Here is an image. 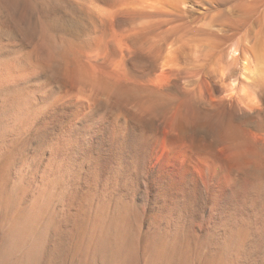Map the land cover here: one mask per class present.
Here are the masks:
<instances>
[{
    "label": "bare ground",
    "instance_id": "bare-ground-1",
    "mask_svg": "<svg viewBox=\"0 0 264 264\" xmlns=\"http://www.w3.org/2000/svg\"><path fill=\"white\" fill-rule=\"evenodd\" d=\"M263 5L0 0V264H264Z\"/></svg>",
    "mask_w": 264,
    "mask_h": 264
},
{
    "label": "rangeland",
    "instance_id": "rangeland-1",
    "mask_svg": "<svg viewBox=\"0 0 264 264\" xmlns=\"http://www.w3.org/2000/svg\"><path fill=\"white\" fill-rule=\"evenodd\" d=\"M262 7L263 8L260 7L261 8L260 10L264 9V5ZM209 12L210 14H212L214 18H217L221 15L220 14L221 11L218 9H211V10L209 9ZM246 27H249V28H246V30H249L251 33L252 31L255 32L259 29L258 26H255V25H251V26L249 25ZM45 36H46L45 33L40 30L31 44H19L18 46H14L13 48L10 49V50H13L11 53H15L18 50L16 54H18V56L21 59L23 58L24 61L26 60L25 62L26 63L28 62V65L30 66V68L33 67L32 70H34L35 68L37 69L41 66L44 59H46L45 53L43 52L41 48V43L45 39Z\"/></svg>",
    "mask_w": 264,
    "mask_h": 264
}]
</instances>
